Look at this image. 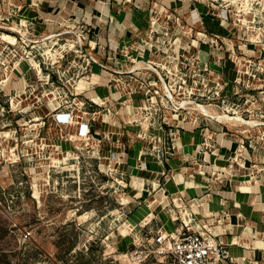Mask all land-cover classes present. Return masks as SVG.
I'll return each instance as SVG.
<instances>
[{
  "label": "rangeland",
  "instance_id": "1",
  "mask_svg": "<svg viewBox=\"0 0 264 264\" xmlns=\"http://www.w3.org/2000/svg\"><path fill=\"white\" fill-rule=\"evenodd\" d=\"M201 1L227 17L225 32L195 33L188 4L178 15L154 5L138 41L148 52L119 66L87 22L0 0V264H162L145 237L164 221L131 218L151 185L135 186L124 160L136 140L171 157L178 130L198 129L203 160L222 151L228 171L264 183V0ZM159 201L176 231L180 208L169 193Z\"/></svg>",
  "mask_w": 264,
  "mask_h": 264
},
{
  "label": "crops",
  "instance_id": "2",
  "mask_svg": "<svg viewBox=\"0 0 264 264\" xmlns=\"http://www.w3.org/2000/svg\"><path fill=\"white\" fill-rule=\"evenodd\" d=\"M39 3L50 17H70L90 24L97 36L96 48L105 50L107 60L112 59L119 66L130 54L146 51L138 41L148 30L150 19L155 17L154 5H162L169 11L173 9L177 15L185 4L192 6L198 15L194 28L197 34L223 33L221 27L227 20L211 12L212 7L201 0H39ZM215 22L221 26L217 27ZM216 135L221 136L220 133ZM201 141L198 129L183 127L175 138L173 156L162 158L145 153L140 140L132 143L124 158L131 170L132 182L135 185L142 180L151 184L148 190L140 187L137 191L136 199L141 200H135L132 220L145 224L159 215L164 229L174 231L177 224L170 213L173 205L164 204V201L156 203L157 196L166 192L180 208L178 229L188 226L193 230L210 231L225 243L231 264H264V183L247 179L235 170L237 167L228 171L224 165L229 161L221 156L222 151L203 160L199 150ZM217 142L223 149L233 146V143L228 145L229 140ZM142 161L146 162L145 170L138 167ZM232 163L234 165L235 161ZM177 164H180L179 171L171 174L172 167ZM223 262L229 264V259Z\"/></svg>",
  "mask_w": 264,
  "mask_h": 264
},
{
  "label": "built area",
  "instance_id": "3",
  "mask_svg": "<svg viewBox=\"0 0 264 264\" xmlns=\"http://www.w3.org/2000/svg\"><path fill=\"white\" fill-rule=\"evenodd\" d=\"M70 112L59 115L61 123H67ZM85 126V127H84ZM82 136L90 133L89 125L79 128ZM200 147V152L204 151ZM151 244L152 251L163 258L162 264H225L223 261L229 259L225 243L216 239L210 231H200L186 228L176 231L158 230L151 237H145Z\"/></svg>",
  "mask_w": 264,
  "mask_h": 264
},
{
  "label": "bare ground",
  "instance_id": "4",
  "mask_svg": "<svg viewBox=\"0 0 264 264\" xmlns=\"http://www.w3.org/2000/svg\"><path fill=\"white\" fill-rule=\"evenodd\" d=\"M202 108V107H201ZM204 108V107H203ZM221 116V115H220ZM220 116H218V117H220ZM222 117H228L227 115H224V116H222ZM221 117V118H222ZM230 117H232V116H230ZM242 118V117H241ZM227 119V118H226ZM239 119V118H238ZM246 120V119H245ZM251 121V120H250ZM244 122V121H243ZM248 122V121H247ZM255 122V121H254ZM251 123V122H250Z\"/></svg>",
  "mask_w": 264,
  "mask_h": 264
}]
</instances>
